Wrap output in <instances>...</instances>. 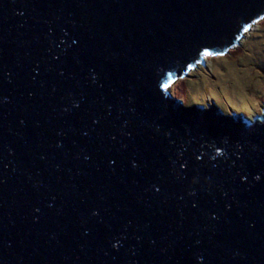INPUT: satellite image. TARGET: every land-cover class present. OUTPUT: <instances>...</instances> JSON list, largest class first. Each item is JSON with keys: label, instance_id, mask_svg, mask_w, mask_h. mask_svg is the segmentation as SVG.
<instances>
[{"label": "water", "instance_id": "water-1", "mask_svg": "<svg viewBox=\"0 0 264 264\" xmlns=\"http://www.w3.org/2000/svg\"><path fill=\"white\" fill-rule=\"evenodd\" d=\"M262 18L264 0H0V264H264V110L176 86Z\"/></svg>", "mask_w": 264, "mask_h": 264}, {"label": "rangeland", "instance_id": "rangeland-1", "mask_svg": "<svg viewBox=\"0 0 264 264\" xmlns=\"http://www.w3.org/2000/svg\"><path fill=\"white\" fill-rule=\"evenodd\" d=\"M187 105L221 100L229 112L255 116L264 110V18L252 24L241 44L227 54L206 56L205 64L176 81Z\"/></svg>", "mask_w": 264, "mask_h": 264}, {"label": "snow or ice", "instance_id": "snow-or-ice-1", "mask_svg": "<svg viewBox=\"0 0 264 264\" xmlns=\"http://www.w3.org/2000/svg\"><path fill=\"white\" fill-rule=\"evenodd\" d=\"M204 54L211 55V53H208V52H205ZM161 87H165L166 88L167 87V84L161 85ZM157 191H159V189H157Z\"/></svg>", "mask_w": 264, "mask_h": 264}, {"label": "bare ground", "instance_id": "bare-ground-1", "mask_svg": "<svg viewBox=\"0 0 264 264\" xmlns=\"http://www.w3.org/2000/svg\"><path fill=\"white\" fill-rule=\"evenodd\" d=\"M177 85V84H176ZM177 92H178V95H179V91H178V88H177Z\"/></svg>", "mask_w": 264, "mask_h": 264}, {"label": "trees", "instance_id": "trees-1", "mask_svg": "<svg viewBox=\"0 0 264 264\" xmlns=\"http://www.w3.org/2000/svg\"><path fill=\"white\" fill-rule=\"evenodd\" d=\"M216 103V102H215ZM217 104V103H216ZM218 105V104H217Z\"/></svg>", "mask_w": 264, "mask_h": 264}]
</instances>
